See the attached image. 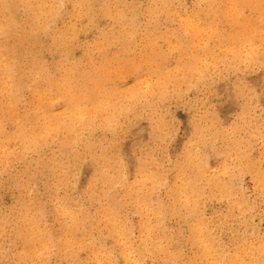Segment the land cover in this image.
I'll return each mask as SVG.
<instances>
[{
	"label": "rangeland",
	"instance_id": "374dc122",
	"mask_svg": "<svg viewBox=\"0 0 264 264\" xmlns=\"http://www.w3.org/2000/svg\"><path fill=\"white\" fill-rule=\"evenodd\" d=\"M24 1L0 5V264H250L264 243V0H55L37 21ZM65 83L88 123L7 138L37 107L74 108Z\"/></svg>",
	"mask_w": 264,
	"mask_h": 264
},
{
	"label": "bare ground",
	"instance_id": "6f19581e",
	"mask_svg": "<svg viewBox=\"0 0 264 264\" xmlns=\"http://www.w3.org/2000/svg\"><path fill=\"white\" fill-rule=\"evenodd\" d=\"M4 1H6V0H0V5H2L3 4V2ZM51 0H25L24 1V4H27L28 6H29V8H30V10H32L33 12H36V14L37 15H35L34 13H33V20H35V21H37L38 19H39V16L41 17V18H46L45 16H44V13H38L39 11L40 12H46V9H47V7L45 6L46 4H48L49 2H50ZM204 1V0H203ZM226 1H228V0H226ZM230 1H232V0H230ZM97 3V2H96ZM10 4V3H9ZM202 4H204V3H202ZM232 4V3H231ZM64 5V4H63ZM96 5V4H95ZM225 5V4H224ZM239 6H240V4H238ZM81 6V5H80ZM226 6H227V4H226ZM225 6V7H226ZM97 7V6H96ZM95 7V8H96ZM71 8V7H70ZM227 8V7H226ZM229 8V7H228ZM239 8V7H238ZM232 9V8H231ZM229 11V10H228ZM235 11V10H234ZM239 11V10H238ZM20 12V11H19ZM65 13V12H64ZM78 13V12H77ZM225 13H226V11H225ZM229 13V12H228ZM234 14V13H233ZM39 15V16H38ZM89 17V16H88ZM202 17V16H201ZM232 17H234V16H231V18ZM239 17V16H238ZM55 18V17H54ZM94 18V17H93ZM90 20V19H89ZM40 22V21H39ZM88 23V22H87ZM86 23V24H87ZM90 23V22H89ZM2 26V25H1ZM3 27V26H2ZM88 27V26H87ZM200 27H201V24H200ZM5 28V27H4ZM100 28V27H99ZM107 28V27H106ZM189 28H192L194 31H199V30H197L196 28H194V27H189ZM238 28V27H237ZM1 30V29H0ZM80 30H81V28H80ZM101 30V29H100ZM209 30H211V29H209ZM90 31H92V30H90ZM209 32V31H208ZM218 32V31H217ZM6 33V32H5ZM73 34V33H72ZM221 35V34H220ZM51 36V35H50ZM129 36V35H128ZM134 36V35H133ZM196 36V35H195ZM231 37H233V34L231 35ZM101 38V37H100ZM216 38H217V35H216ZM220 38V37H219ZM223 38H225V37H223ZM229 38H230V36H229ZM195 40V39H194ZM216 40V39H215ZM224 40V39H223ZM232 40V39H231ZM235 40V39H234ZM233 40V41H234ZM47 41V40H46ZM45 42V41H44ZM206 44V43H205ZM221 44V43H220ZM224 44V43H223ZM183 45V44H182ZM171 46V45H170ZM175 46V45H174ZM184 46V45H183ZM192 46H193V44H192ZM191 46V47H192ZM182 47V46H181ZM190 47V48H191ZM188 48V47H187ZM207 48L210 50L211 48L209 47V46H207ZM23 49V48H22ZM189 49V48H188ZM194 49V48H193ZM185 50V49H184ZM190 50V49H189ZM192 50V49H191ZM175 51V50H174ZM131 52V51H130ZM185 52V51H184ZM211 52V51H210ZM126 53V52H125ZM198 56H200V55H196L194 58H193V55H192V61L190 62L191 64L189 65V64H187V65H189V66H187L186 65V67H187V69L185 68L184 70H186L187 72H189L191 69H192V67L197 63V62H199V60H198ZM189 57V56H188ZM188 59V58H187ZM20 60V59H19ZM16 61V60H15ZM180 63H183V62H180ZM26 64V63H25ZM50 64H52V63H50ZM4 66V65H3ZM50 66V65H49ZM15 68V67H14ZM184 68V67H183ZM196 67H194L193 69H195ZM179 69V68H178ZM6 71V70H5ZM77 71V70H76ZM196 71V70H195ZM157 72L160 74V75H162V74H164L163 73V71L160 69V68H157ZM193 73V72H192ZM130 74V73H129ZM178 74V73H177ZM75 75V74H74ZM168 75V74H167ZM183 75H184V73H183ZM159 77V76H158ZM157 77V78H158ZM187 77V76H186ZM176 78V77H175ZM37 79V78H36ZM81 79V78H80ZM84 79H86V78H84ZM106 80V79H105ZM180 80V79H179ZM0 83H4V80H1L0 81ZM91 83V82H90ZM6 84V83H5ZM10 84H12V83H10ZM32 84V83H31ZM159 84V86H161V85H165L163 82H160V83H158ZM104 85H105V83H104ZM189 85V84H188ZM62 86V85H61ZM107 86V85H106ZM3 87V85L2 84H0V89ZM64 87L65 88H67L66 89V98H67V100L68 101H71V103L70 104H72V102H74V108H72V109H68V110H66V111H64V112H62V113H53L52 115H50V117L49 118H47L48 117V115L47 116H45V114H42V110H40L38 107H37V109L35 110V112H34V115H35V117H34V119H32L31 117H33V115H29V116H27L26 117V119L24 120L25 121V123L23 124V123H21V125H17V128H16V130L14 131V133L12 134V135H10L9 137H7V135H5V137H7V138H11V137H16L17 139L18 138H22L23 140H25L26 142H35L36 143V139H37V137L39 136H43L44 134V132H49L50 133V131L53 129V130H61V129H63V128H72L73 130L74 129H76L80 124H86V123H88V121L86 120V118H87V115L89 114L88 112H86L85 111V108L84 107H79V105H77V103H75L76 101H81V99H79L80 98V96H81V92H76V91H74V89H73V87L71 86V84H68V83H65L64 84ZM98 87V86H97ZM53 88V87H52ZM56 88V87H55ZM7 90V89H6ZM113 90V89H112ZM2 91V90H1ZM12 91V90H11ZM117 91H118V89H117ZM137 91H139V90H137ZM171 91V90H170ZM49 92V91H48ZM98 92H100V90L98 91ZM111 92V91H110ZM147 92V91H146ZM134 93H136L135 91H134ZM139 93V92H138ZM99 94V93H98ZM140 95V94H139ZM144 95V94H143ZM70 96V97H69ZM130 96V95H129ZM142 96V95H141ZM175 96V95H174ZM69 97V98H68ZM126 97V96H125ZM131 97H132V94H131ZM130 97V98H131ZM58 98H63V95H61V96H59ZM143 99V98H142ZM51 100H53V98H51L47 93H44V92H40L39 94H38V105H40L41 107H43L44 106V104L42 103V101H44V102H47L48 104H50L51 105ZM63 100V99H62ZM150 100V99H149ZM60 101V100H59ZM84 101V100H83ZM107 101H110L109 99L107 100ZM101 102V101H100ZM55 103V102H54ZM80 103V102H79ZM90 103V102H89ZM109 103V102H108ZM63 104V103H62ZM75 104L77 105L76 107H75ZM106 104V103H105ZM98 105H100L99 103H98ZM103 105V104H102ZM108 105V104H107ZM60 106V105H59ZM101 106V105H100ZM99 106V107H100ZM109 106V105H108ZM56 107V106H55ZM70 107H73V106H70ZM89 107V106H88ZM103 107V106H102ZM138 107V106H137ZM95 108V107H94ZM118 108V107H117ZM129 108V107H128ZM130 110V109H129ZM45 111V110H44ZM97 111V110H96ZM121 111V110H120ZM124 111V110H123ZM93 112H95V111H93ZM102 112V111H101ZM109 112V111H108ZM48 114H49V112H48ZM52 116L54 117L55 116V119H53L52 118ZM56 116H57V118H58V116H59V119H60V116L62 117V119L61 120H58V119H56ZM68 117V119L67 118H64V117ZM95 116V115H94ZM43 118V119H42ZM44 118H47V119H44ZM105 120H109V119H111L112 118V115H106L105 117ZM121 118H123V117H121ZM94 119V118H93ZM41 120H45V123H46V125L44 124V121H43V123H39V122H42ZM54 120V121H53ZM86 120V121H85ZM122 120V119H121ZM34 121V122H33ZM60 121V122H59ZM39 123V124H38ZM129 123V122H128ZM30 126H37L40 130H41V132H42V134H41V132H38V130H37V127H30ZM113 126V125H112ZM123 126V125H122ZM30 127V128H29ZM82 127V126H81ZM126 127V126H125ZM47 128H49L50 130L48 131V129ZM123 128V127H122ZM81 130V129H80ZM85 130H86V128H85ZM109 130H111V129H109ZM4 131H5V128H4V126H3V124H1V122H0V140L2 139V137H4L2 134L4 133ZM96 132V131H95ZM106 132V131H105ZM45 133V134H46ZM48 133V134H49ZM52 133V132H51ZM84 134V133H83ZM57 135H59V133L57 134ZM101 135V134H100ZM53 136V135H52ZM90 136H91V133H90ZM99 136V135H98ZM104 136H105V134H104ZM49 137V136H48ZM101 137V136H100ZM47 138V137H46ZM93 138V137H92ZM94 138H96V137H94ZM54 139V138H53ZM9 140V139H8ZM39 140V139H38ZM48 140V139H47ZM2 141V140H1ZM4 141H6V140H4ZM12 141V140H11ZM14 141H15V138H14ZM50 141V140H49ZM76 141V140H75ZM8 142H10V141H8ZM111 142V141H110ZM15 143V142H14ZM19 143V142H18ZM69 144H71V143H69ZM80 144H81V142H80ZM79 144V145H80ZM83 144V143H82ZM16 145V144H15ZM29 145V144H28ZM63 146V145H62ZM16 147V146H15ZM26 147H27V145H26ZM106 147H110V146H106ZM115 147V146H114ZM5 146L3 145V144H1L0 143V151H4L5 150ZM69 148V147H68ZM13 149H14V147H13ZM44 149V148H43ZM60 149H63V148H61L60 147ZM114 149V148H113ZM112 149V150H113ZM107 150V149H106ZM12 151V150H11ZM10 151V152H11ZM39 151V150H38ZM47 151H48V149H47ZM61 151V150H60ZM30 152V151H29ZM63 152V151H62ZM3 153H5V152H3ZM1 154V153H0ZM66 154V153H65ZM4 155H6V154H4ZM45 156V155H44ZM77 156V155H76ZM92 156V155H91ZM94 156V155H93ZM1 157H2V154H1ZM6 157V156H5ZM28 157V156H27ZM42 157V156H41ZM10 159V158H9ZM80 159V158H79ZM93 159H94V157H93ZM13 160V159H12ZM16 161V160H15ZM91 161V160H90ZM5 163V162H4ZM7 163H8V161H7ZM11 163V162H10ZM1 165V164H0ZM99 165V164H98ZM231 165V164H230ZM239 166V165H238ZM41 167V166H40ZM44 167V166H43ZM241 167V166H240ZM63 168V167H62ZM244 168V167H243ZM203 169V168H202ZM116 170V169H115ZM128 170V169H127ZM188 170V169H187ZM2 171V170H1ZM46 171V170H45ZM127 172V171H126ZM193 172V171H192ZM216 172V171H215ZM44 173V172H43ZM107 173V172H106ZM102 174V173H101ZM108 174V173H107ZM202 174V173H201ZM213 174H214V172H213ZM31 175V174H30ZM104 175V174H103ZM102 175V176H103ZM47 176V175H46ZM71 176V175H70ZM105 177H106V175H104ZM184 176V175H183ZM206 176V175H205ZM223 176V175H222ZM200 177V176H199ZM212 177V176H211ZM17 178V177H16ZM60 179V178H59ZM261 179V178H260ZM122 180V179H121ZM143 180V179H142ZM224 180V179H223ZM63 181V180H62ZM210 181V180H209ZM165 182V181H164ZM96 183V182H95ZM101 183V182H100ZM210 183V182H209ZM208 183V184H209ZM61 184V183H60ZM97 184V183H96ZM108 184V183H107ZM37 185H39V184H37ZM94 185V184H93ZM139 185V184H138ZM230 185V184H229ZM98 186V185H97ZM117 186H119V185H117ZM33 187V186H32ZM120 187V186H119ZM187 187V186H186ZM202 187V186H201ZM34 188V187H33ZM32 188V189H33ZM36 188V187H35ZM92 188H93V186H92ZM122 188H123V186H122ZM179 188H180V185H179ZM232 188V187H231ZM117 189V188H116ZM177 189V188H176ZM182 189V188H181ZM184 189V188H183ZM96 190V189H95ZM33 191V190H32ZM111 191H112V189H111ZM121 191V190H120ZM183 191V190H182ZM18 192V191H17ZM194 192V191H193ZM206 192V191H205ZM95 193V192H94ZM140 193V192H139ZM179 193H181V192H179ZM185 193H187L186 191H185ZM31 194V193H30ZM37 194V193H36ZM134 194V193H133ZM132 194V195H133ZM175 194V193H174ZM216 194V193H215ZM32 195V194H31ZM110 195V194H109ZM149 195V194H148ZM104 196V195H103ZM176 196V195H175ZM178 196V195H177ZM182 196H184V195H182ZM188 196V195H187ZM36 197V196H35ZM39 197V196H38ZM87 197V196H86ZM102 197V196H101ZM158 197V196H157ZM106 198V197H105ZM178 199L180 198V197H177ZM189 198V197H188ZM195 197H193V199H194ZM203 198V197H202ZM229 198V197H228ZM120 199V198H119ZM126 199H128V198H126ZM181 200V199H180ZM95 202V201H94ZM136 202V201H135ZM139 202V201H138ZM205 202V201H204ZM245 202V201H244ZM32 203V202H31ZM154 203V202H153ZM183 203H185V201L183 202ZM187 203V202H186ZM190 202L188 201V204H189ZM236 203V202H235ZM91 204V203H90ZM105 204V203H104ZM142 204V203H141ZM181 203H179V205H180ZM195 204V203H194ZM178 205V204H177ZM176 205V206H177ZM179 205H178V207H179ZM187 205V204H186ZM193 206V205H192ZM35 207V206H34ZM140 207V206H139ZM143 207V206H142ZM181 207V209H182V206H180ZM113 208V207H112ZM147 208V207H146ZM154 208V207H153ZM197 208H198V206H197ZM199 208H200V206H199ZM64 209V208H63ZM168 209V208H167ZM142 210V209H141ZM177 210V209H176ZM144 211V210H143ZM170 211V210H169ZM183 211V210H182ZM194 211V210H193ZM180 212V211H179ZM19 213V212H18ZM150 213V212H149ZM21 214V213H20ZM65 214V212L63 213V215ZM70 214V213H69ZM138 214V213H137ZM159 215V214H158ZM167 215V214H166ZM46 216V215H45ZM71 216V215H70ZM105 216V215H104ZM138 216V215H137ZM17 217V216H16ZM15 217V218H16ZM95 217V216H94ZM158 217V216H157ZM184 217V216H183ZM40 218V217H39ZM105 218H109V217H105ZM104 218V219H105ZM192 218H194V217H192ZM205 218V217H204ZM8 219V218H7ZM17 219H19V218H17ZM111 219H112V217H111ZM120 219V218H119ZM166 219V218H165ZM106 220V219H105ZM129 220V219H128ZM147 220V219H146ZM19 221V220H18ZM21 221V220H20ZM62 221V220H61ZM108 221V220H107ZM145 221V220H144ZM206 221V220H205ZM77 222V221H76ZM110 222V221H109ZM190 222V221H189ZM113 223V222H112ZM118 223V222H117ZM15 224H17V223H15ZM14 224V225H15ZM109 224V223H108ZM150 224V223H149ZM172 224V223H171ZM188 224V223H187ZM199 224V223H198ZM201 224V223H200ZM203 224H206V223H203ZM202 224V225H203ZM18 225H20V223L18 222ZM60 225V224H59ZM115 225H116V223H115ZM85 226H86V224H85ZM113 226V225H112ZM153 226V225H152ZM162 226V225H161ZM197 226V225H196ZM200 226V225H199ZM205 226V225H204ZM59 227V226H58ZM69 228V227H68ZM94 228V227H93ZM123 228L124 227H122V230H123ZM136 228V227H135ZM149 228V227H148ZM195 228V227H194ZM203 228V227H202ZM202 228H201V230H202ZM57 229V228H56ZM102 229V228H101ZM120 229V228H119ZM142 229V228H141ZM196 229V228H195ZM198 229H200V228H198ZM48 230V229H47ZM55 230V229H54ZM118 230V229H117ZM126 230V229H125ZM143 230V229H142ZM197 230V229H196ZM81 231V230H80ZM107 231V230H106ZM105 231V232H106ZM92 232V231H91ZM116 232V231H115ZM118 232L119 231H117V234H118ZM145 232V231H144ZM193 232H195L194 230H193ZM199 232H200V230H199ZM199 232H196V233H199ZM17 233V232H16ZM33 233V232H32ZM202 233H203V231H202ZM205 233V232H204ZM28 234V233H27ZM38 234H40V233H38ZM115 234V233H114ZM121 234V233H120ZM123 234V233H122ZM121 234V235H122ZM126 234V233H125ZM163 234V233H162ZM142 235V234H141ZM145 235V234H144ZM149 235H150V233H149ZM33 236V235H32ZM57 236V235H56ZM87 236V235H86ZM143 236V235H142ZM199 236H200V234H199ZM205 237H207L208 236V234H207V236L206 235H204ZM203 236V237H204ZM26 237H28L27 235H26ZM69 237V236H68ZM131 237V236H130ZM146 237V236H145ZM145 237H143L144 239H145ZM162 237V236H161ZM202 237V236H201ZM201 237H199V241L198 242H200L202 239H200ZM204 237V238H205ZM20 238V237H19ZM92 238V237H91ZM112 238V237H111ZM119 238V237H118ZM120 238H121V240H122V237L120 236ZM150 238V237H149ZM148 238V239H149ZM154 238H155V236H154ZM197 238L198 237H196V241H197ZM203 238V239H204ZM30 239V238H29ZM31 239H32V237H31ZM38 239V238H37ZM96 239H97V237H96ZM113 239V238H112ZM126 239H127V237H126ZM142 239V238H141ZM147 239V238H146ZM147 239V240H148ZM35 240V239H34ZM33 240V241H34ZM106 240V239H105ZM114 240V239H113ZM152 240V239H151ZM150 240V241H151ZM195 240V239H194ZM206 240H209V238L208 239H206ZM22 241V240H21ZM24 241V240H23ZM27 241V240H26ZM33 241H31V242H33ZM37 241V240H36ZM76 241V240H75ZM104 241V240H103ZM143 241V240H142ZM158 241V240H157ZM203 241V240H202ZM264 241V240H263ZM74 242V241H73ZM97 242V241H96ZM101 242V241H100ZM111 242V241H110ZM124 242V241H123ZM123 242H120V243H123ZM154 242V241H153ZM194 242V241H193ZM192 242V243H193ZM208 243H209V241H207ZM245 242V241H244ZM28 243H29V241H28ZM37 243V242H36ZM70 243V242H69ZM88 243V242H87ZM126 243V242H125ZM130 243V242H129ZM146 243H147V241H146ZM151 243H152V241H151ZM169 243V242H168ZM191 243V244H192ZM196 243V242H195ZM207 243V244H208ZM253 243V242H252ZM26 244V243H25ZM42 244H44V242L42 243ZM110 244V243H109ZM160 244V243H159ZM176 244V243H175ZM189 244V243H188ZM190 244V245H191ZM200 244V243H199ZM211 244V243H210ZM216 244V243H215ZM250 244V243H249ZM23 245V244H22ZM69 245V244H68ZM79 245V244H78ZM101 245V244H100ZM122 245V244H121ZM126 245V244H125ZM124 245V246H125ZM134 245V244H133ZM138 245V244H137ZM198 245V244H197ZM201 245V244H200ZM213 245V244H212ZM259 245H260V243H259ZM259 245H257L258 247H259ZM129 246V245H128ZM152 246V245H151ZM179 246V245H178ZM191 246H193V245H191ZM210 246V245H209ZM248 246V245H247ZM252 246V245H251ZM41 247H43V245L41 246ZM40 247V248H41ZM76 247V246H75ZM92 247V246H91ZM95 247V246H94ZM98 247V246H97ZM110 247H111V245H110ZM115 247V246H114ZM125 247H127V246H125ZM147 247V246H146ZM153 247V246H152ZM156 248H157V246H155ZM176 247V246H175ZM206 247V246H205ZM242 247V246H241ZM240 247V248H241ZM244 247H245V243H244ZM250 247V246H249ZM39 248V247H38ZM56 248V247H55ZM210 247H208L207 249H209ZM246 248V247H245ZM256 248V247H255ZM17 249V248H16ZM86 249V248H85ZM116 249H117V247H116ZM131 249V248H130ZM147 249V248H146ZM191 249V248H190ZM198 249H199V247H198ZM244 249V248H243ZM249 249V248H248ZM247 249V250H248ZM253 249V248H252ZM25 250V249H24ZM48 250V249H47ZM80 250V249H79ZM78 250V251H79ZM83 250V249H82ZM87 250V249H86ZM127 250H129V249H127ZM134 250V249H133ZM139 250V249H138ZM150 250V249H149ZM157 250V249H156ZM168 250V249H167ZM193 250H195V249H193ZM200 250V249H199ZM206 250V249H205ZM210 250V249H209ZM209 250H207V251H209ZM240 250V249H239ZM254 250V249H253ZM21 251V250H20ZM36 251V250H35ZM42 251H44V250H42ZM42 251H40V252H42ZM70 251H72V249L70 250ZM89 251H91V250H89ZM126 251V250H125ZM177 251V250H176ZM176 251H175V253H176ZM214 251V250H213ZM219 251V250H218ZM217 251V252H218ZM242 251V250H241ZM252 251V250H251ZM22 252V251H21ZM100 252V251H99ZM129 252V251H128ZM128 252H126V253H128ZM206 252V251H205ZM240 252V251H239ZM17 253V252H16ZM25 253H26V251H25ZM32 253H34V252H32ZM78 253V252H77ZM90 253V252H89ZM106 253V252H105ZM130 253V252H129ZM202 253V252H201ZM208 253V252H207ZM207 253H205V254H207ZM26 254H29V253H26ZM25 254V255H26ZM39 254H41V253H39ZM57 254V253H56ZM87 254V253H86ZM92 254H94V253H92ZM119 254V253H118ZM122 254V253H121ZM148 254V253H147ZM151 254V253H150ZM197 254V253H196ZM210 254H211V252H210ZM239 254V253H238ZM251 254V253H250ZM30 255H33V256H35L36 255V253H35V255L34 254H30ZM55 255V254H54ZM95 255V257L98 255V254H94ZM93 255V256H94ZM106 255V254H105ZM117 255V254H116ZM128 255V254H127ZM126 255V256H127ZM134 255V254H133ZM166 255V254H165ZM199 255V254H198ZM217 255V254H216ZM234 255H236L237 256V254L235 253ZM247 255V254H246ZM86 256V255H85ZM112 256V255H111ZM130 256V255H129ZM135 256H136V254H135ZM134 256V257H135ZM144 256V255H143ZM151 256V255H150ZM185 256V255H184ZM202 256H203V254H202ZM206 256V255H205ZM225 256H226V254H225ZM228 256V255H227ZM239 256H241V255H239ZM250 256V255H249ZM78 257V256H77ZM99 257V256H98ZM101 257V256H100ZM114 257H116V256H114ZM142 257V256H141ZM164 257V256H163ZM177 257V256H176ZM183 257V256H182ZM204 257V256H203ZM208 257V256H207ZM215 257H217V256H215ZM219 257V256H218ZM19 258V257H18ZM79 258H81V256L79 257ZM106 258V257H105ZM129 258H131V256L129 257ZM160 258V257H159ZM185 258V257H184ZM198 258V257H197ZM199 258H202L201 256L199 257ZM209 258H211V257H209ZM213 258V257H212ZM226 258V257H225ZM242 258H245L244 257V254H243V257H241V258H236V261H237V263L238 264H244V260L242 259ZM248 258V257H247ZM24 259V258H23ZM31 259H32V256H31ZM34 259V258H33ZM32 259V260H33ZM36 259V258H35ZM60 259V258H59ZM71 259V258H70ZM91 259H92V257H91ZM95 259H97V258H95ZM95 259L93 260L94 262H96L95 261ZM101 259V258H100ZM137 259V258H136ZM135 259V260H136ZM169 259V258H168ZM181 259V258H180ZM196 259V258H195ZM208 259V258H207ZM216 259H218V258H216ZM229 259V258H228ZM24 260H26V259H24ZM38 260V259H37ZM68 260V259H67ZM123 260V259H122ZM200 260V259H199ZM198 260V261H199ZM203 260V259H202ZM218 260H220V259H218ZM224 260V259H223ZM246 260V259H245ZM250 260V259H249ZM14 261V260H13ZM12 261V262H13ZM29 261H31L30 260V258H29ZM35 261V260H34ZM33 261V262H34ZM98 261H101V260H99L98 259ZM113 261V260H112ZM130 261V260H129ZM150 261V260H149ZM151 261H153V258H152V260ZM175 261V260H174ZM179 261V260H178ZM204 261V260H203ZM208 261H210V260H208ZM28 262V261H27ZM59 262V261H58ZM75 262V261H74ZM81 262V261H80ZM102 262H106V261H102ZM102 262H100V263H102ZM115 262V261H114ZM116 262L118 263V261L116 260ZM187 262V261H186ZM190 262V261H189ZM188 262V263H189ZM197 262V261H196ZM201 262V261H200ZM207 262V261H206ZM235 262V261H234ZM30 263V262H29ZM44 263V262H43ZM54 263V262H53ZM72 263V262H71ZM89 263V262H88ZM99 262H98V264H100ZM108 263H110V262H108ZM136 263V262H135ZM146 263V262H145ZM167 263V262H166ZM169 263H170V261H169ZM226 263V262H225ZM9 264V263H8ZM12 264V263H11ZM14 264V263H13ZM34 264V263H33ZM55 264V263H54ZM58 264V263H57ZM104 264V263H103ZM119 264V263H118ZM123 264V263H122ZM128 264V263H127ZM130 264V263H129ZM136 264H138V262L136 263ZM144 264V263H143ZM180 264V263H179ZM185 264V263H184ZM197 264V263H196ZM201 264V263H200ZM210 264V263H209ZM231 264V263H230ZM247 264V263H246Z\"/></svg>",
	"mask_w": 264,
	"mask_h": 264
},
{
	"label": "clouds",
	"instance_id": "9594fccd",
	"mask_svg": "<svg viewBox=\"0 0 264 264\" xmlns=\"http://www.w3.org/2000/svg\"><path fill=\"white\" fill-rule=\"evenodd\" d=\"M45 6L48 8L47 14L49 15H52L58 12V8L55 4V0H51V2L46 4ZM129 92H132V89H129ZM3 232H4L3 226H0V236L3 235ZM0 255H4V252L0 251ZM252 255H253V259L250 261V264H264V243H262L258 248H255L252 252ZM15 264H21V261L17 259L15 261ZM210 264H224V260L222 258L220 260L212 259L210 261Z\"/></svg>",
	"mask_w": 264,
	"mask_h": 264
}]
</instances>
